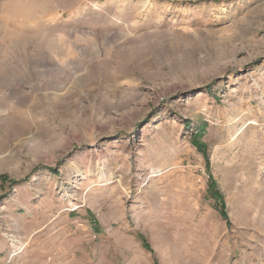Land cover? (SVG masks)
Instances as JSON below:
<instances>
[{"label": "rangeland", "instance_id": "1", "mask_svg": "<svg viewBox=\"0 0 264 264\" xmlns=\"http://www.w3.org/2000/svg\"><path fill=\"white\" fill-rule=\"evenodd\" d=\"M0 264H264V0H0Z\"/></svg>", "mask_w": 264, "mask_h": 264}]
</instances>
